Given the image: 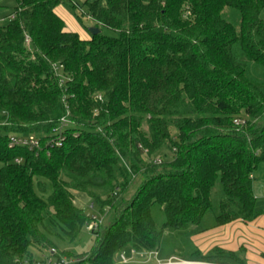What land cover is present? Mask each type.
Wrapping results in <instances>:
<instances>
[{"label": "trees", "instance_id": "1", "mask_svg": "<svg viewBox=\"0 0 264 264\" xmlns=\"http://www.w3.org/2000/svg\"><path fill=\"white\" fill-rule=\"evenodd\" d=\"M15 2L0 25V264L52 246L41 229L49 209L75 240L91 217L74 193L111 214L90 230L96 241L82 264H121L129 249L245 264L219 247L202 254L186 237L259 215L264 0ZM63 4L100 32L66 31L55 13ZM29 135L38 148L10 144ZM163 146L168 159L154 156ZM48 186L43 199L36 189Z\"/></svg>", "mask_w": 264, "mask_h": 264}, {"label": "rangeland", "instance_id": "2", "mask_svg": "<svg viewBox=\"0 0 264 264\" xmlns=\"http://www.w3.org/2000/svg\"><path fill=\"white\" fill-rule=\"evenodd\" d=\"M75 2H80L81 0H74ZM0 19L3 18V20L0 22V24H5L7 22V15L13 10V7L15 6V0H0ZM63 10L66 11L67 15L73 20V26L76 28V31H81L83 34H90L89 33V28L94 27V21H92L89 17L82 15L81 19L77 16V14H80V12H74V10L66 5L63 4ZM85 10V9H84ZM225 12H231L230 10L226 9ZM233 16L228 17L227 19L233 22L235 25H237V15L232 14ZM81 16V15H80ZM4 17H6L4 19ZM104 34L112 36L113 33L108 30V29H103ZM145 155V154H144ZM154 156L160 158V159H168L171 157L170 151L167 149L166 146L161 147L157 153L154 154ZM255 178L253 180L254 182V195L256 197V209L260 212L259 213V218H264V193L261 190V183H264V163H261L258 165L256 168V171L254 172ZM137 183H134L131 185V189L126 191L125 193L122 194V198L128 199L136 190L137 188ZM51 191V187L48 186L47 191L45 193H40L36 189V192L43 198L46 199L47 196L49 195ZM219 191L218 186L215 189V193L217 194ZM215 195V194H214ZM75 196V203L83 208L86 214H88L91 218L96 217L98 221H101L99 225H105L108 222V219L110 217V213L107 215L102 214L99 212L98 208L93 205V203L90 201V198L83 194V193H74ZM52 211L51 209L47 210L45 215H44V220L41 225V229L47 233V235L50 238L52 246H46L42 244L41 246L38 247H33L32 250V259L37 262L39 261L42 257L48 255L49 250L53 248L56 250L57 255L65 260H77V264H82L84 263V259L86 258V253L89 252L95 245L96 241V236L91 233L90 228H89V223L86 224L82 230L80 231L78 237L70 241L68 240L60 227L56 224H53L52 221L50 220L51 218ZM156 215L158 216V219L160 222L162 221V217L159 216V213L156 212ZM259 220V219H258ZM90 222V221H89ZM99 227V226H98ZM93 230V229H92ZM98 230V228L96 229ZM174 234V233H172ZM252 236V244L256 245L262 241H264V228H261V231L258 232L256 231V235ZM180 240V238H178ZM177 239V240H178ZM187 240L191 241L190 243L193 244L192 242V236L186 237ZM178 240V241H179ZM264 244V243H263ZM194 245V244H193ZM247 245V244H246ZM51 247V248H50ZM244 250V249H243ZM245 250H251L248 248ZM125 254H127V251H125ZM83 255V256H82ZM82 256V257H81ZM174 258H178L177 256H170ZM169 257V258H170ZM54 258V256H53ZM183 260V259H182Z\"/></svg>", "mask_w": 264, "mask_h": 264}, {"label": "crops", "instance_id": "3", "mask_svg": "<svg viewBox=\"0 0 264 264\" xmlns=\"http://www.w3.org/2000/svg\"><path fill=\"white\" fill-rule=\"evenodd\" d=\"M83 1L84 0H81L78 3L82 4ZM55 13L63 20L64 28L66 31L76 32L79 34L80 38L82 39L90 38V34L87 35V34H83L79 30L76 31V28L73 26L74 22L69 17V15H67L66 11L63 10V5H59L58 7H56ZM6 17H4V19ZM2 20L3 18L0 19V22ZM260 185H261V190L264 193V189L262 188V183ZM253 189H254V182H253ZM262 227L264 228V218H259V216H257L254 220L250 222L235 220L223 226L192 235V242L194 246H196L202 254H207L212 248L219 247L226 251L234 252L240 259L244 260L245 264H264V256H263L264 241L262 242L259 241L257 246L253 245L252 244L253 239L251 236V233H253V235H256V231L260 232ZM247 246L251 250H245ZM127 254L128 255L126 256H129L131 254L130 249L127 250ZM194 262H199V264H218L212 262H200V261H194Z\"/></svg>", "mask_w": 264, "mask_h": 264}, {"label": "built area", "instance_id": "4", "mask_svg": "<svg viewBox=\"0 0 264 264\" xmlns=\"http://www.w3.org/2000/svg\"><path fill=\"white\" fill-rule=\"evenodd\" d=\"M67 120L62 118L60 124L54 129V135H56L53 141L55 143H59L63 128L67 125ZM10 144L13 145H21L26 146L29 149L38 148L39 140L33 135L24 136V137H17L14 136L11 138ZM262 188L264 189V183L262 184ZM101 221H98L96 217H92L89 222L90 230H96L99 226ZM54 256V258H53ZM145 259V260H142ZM153 260V261H152ZM77 260H65L60 258L57 255L56 250L51 248L49 250L48 255L42 257L39 261L35 262L33 259L30 261H23L18 264H76ZM120 263L121 264H199V262L194 261H186L179 258L170 257L167 260H161L158 257L157 252H149V253H142L137 250H131V254L126 256L125 253L120 255Z\"/></svg>", "mask_w": 264, "mask_h": 264}, {"label": "water", "instance_id": "5", "mask_svg": "<svg viewBox=\"0 0 264 264\" xmlns=\"http://www.w3.org/2000/svg\"><path fill=\"white\" fill-rule=\"evenodd\" d=\"M90 35H94L100 32V28L98 26H94L88 29Z\"/></svg>", "mask_w": 264, "mask_h": 264}]
</instances>
